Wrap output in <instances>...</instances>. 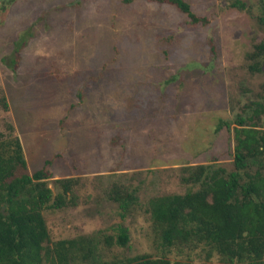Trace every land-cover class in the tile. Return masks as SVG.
Segmentation results:
<instances>
[{
  "label": "rangeland",
  "instance_id": "374dc122",
  "mask_svg": "<svg viewBox=\"0 0 264 264\" xmlns=\"http://www.w3.org/2000/svg\"><path fill=\"white\" fill-rule=\"evenodd\" d=\"M186 1L206 25L149 0H0V99L10 106L0 104V133L14 126L31 174L52 161L54 196L57 179H78L66 207L44 211L51 241L116 235L122 224L130 242L104 246L108 260L223 264L203 247L164 248L147 209L188 190L185 166L233 169V134L216 129L264 97V59L257 73L246 59L264 28L225 1ZM246 1L258 14L259 0ZM115 186L137 191L125 218Z\"/></svg>",
  "mask_w": 264,
  "mask_h": 264
},
{
  "label": "trees",
  "instance_id": "16d2710c",
  "mask_svg": "<svg viewBox=\"0 0 264 264\" xmlns=\"http://www.w3.org/2000/svg\"><path fill=\"white\" fill-rule=\"evenodd\" d=\"M149 1L176 6L192 25L208 23L186 0ZM221 1L248 12L264 28V0L258 2V14L246 0ZM246 59L251 73L262 72L264 40L254 45ZM13 60L10 67L17 72L19 60ZM0 104L9 110L4 95ZM263 120L264 97L247 103L233 121L221 119L216 132L226 128L234 138L233 169L215 162L185 166L181 180L188 190L184 194L150 199L147 211L153 232L164 248L203 247L209 256H219L223 264H264ZM8 130L9 135L0 133V264H178L148 255L106 259L104 246L126 247L130 242L129 228L122 224L117 226L116 235L98 231L51 241L44 211L66 207L78 179H57L59 192L54 196L49 186L54 177L52 161L32 174L28 172L22 141L13 125ZM110 199L119 205L122 218L138 202L136 190L118 186L111 190Z\"/></svg>",
  "mask_w": 264,
  "mask_h": 264
},
{
  "label": "water",
  "instance_id": "95a60500",
  "mask_svg": "<svg viewBox=\"0 0 264 264\" xmlns=\"http://www.w3.org/2000/svg\"><path fill=\"white\" fill-rule=\"evenodd\" d=\"M5 208H6V206H3V208H2V211H4V210H5Z\"/></svg>",
  "mask_w": 264,
  "mask_h": 264
}]
</instances>
